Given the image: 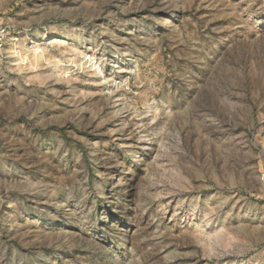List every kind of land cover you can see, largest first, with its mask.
<instances>
[{
    "label": "rangeland",
    "instance_id": "1",
    "mask_svg": "<svg viewBox=\"0 0 264 264\" xmlns=\"http://www.w3.org/2000/svg\"><path fill=\"white\" fill-rule=\"evenodd\" d=\"M0 37V264H264V0H0Z\"/></svg>",
    "mask_w": 264,
    "mask_h": 264
},
{
    "label": "built area",
    "instance_id": "2",
    "mask_svg": "<svg viewBox=\"0 0 264 264\" xmlns=\"http://www.w3.org/2000/svg\"><path fill=\"white\" fill-rule=\"evenodd\" d=\"M2 40H4L3 37H0V42H2Z\"/></svg>",
    "mask_w": 264,
    "mask_h": 264
},
{
    "label": "bare ground",
    "instance_id": "3",
    "mask_svg": "<svg viewBox=\"0 0 264 264\" xmlns=\"http://www.w3.org/2000/svg\"><path fill=\"white\" fill-rule=\"evenodd\" d=\"M11 41V40H10ZM11 50V49H10ZM14 51V50H13ZM13 53V52H12ZM17 53V52H16ZM18 54V53H17ZM18 56V55H17ZM35 59V58H34ZM35 62V61H34ZM35 67V66H34Z\"/></svg>",
    "mask_w": 264,
    "mask_h": 264
}]
</instances>
